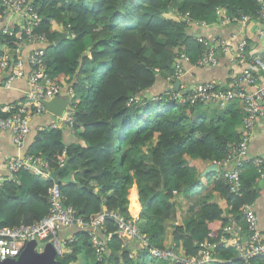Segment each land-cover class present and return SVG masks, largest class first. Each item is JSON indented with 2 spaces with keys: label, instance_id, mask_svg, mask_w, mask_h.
<instances>
[{
  "label": "trees",
  "instance_id": "obj_1",
  "mask_svg": "<svg viewBox=\"0 0 264 264\" xmlns=\"http://www.w3.org/2000/svg\"><path fill=\"white\" fill-rule=\"evenodd\" d=\"M30 1L42 19L34 32L46 39V72L72 87V130L79 140L66 143L65 128L47 129L37 134L26 155L43 158L46 172L66 163L60 177L81 169L74 179L80 184H61L64 205L85 222L105 210L136 216L157 248L198 256L209 244L222 264H248L236 256L224 228L231 221L245 226V205L263 194L258 167L252 160L244 165L238 193L232 192L225 171L206 172L214 163L224 165L229 149L239 142L244 113L228 108L213 118L201 110L204 103L175 99L172 89L154 98L147 93L160 79L178 80L176 64L182 54L197 64L208 53L191 22H220L218 8L230 16L254 17L257 0ZM64 34L67 38L56 44ZM15 36L3 34L4 46L19 47ZM253 44L249 39L247 51ZM16 176L0 188V227L37 224L51 209L53 180L43 182L25 168ZM135 184L138 192L132 195ZM186 191L195 202L190 220L166 226L164 220L176 212L171 205L181 202ZM102 232L111 238L101 260L88 230L79 229L60 257L62 264H167L147 249L131 257L136 246L122 247L110 217ZM250 262L264 264V255Z\"/></svg>",
  "mask_w": 264,
  "mask_h": 264
},
{
  "label": "built area",
  "instance_id": "obj_2",
  "mask_svg": "<svg viewBox=\"0 0 264 264\" xmlns=\"http://www.w3.org/2000/svg\"><path fill=\"white\" fill-rule=\"evenodd\" d=\"M257 2L259 10L254 17L247 14L230 16L225 14L221 8L217 9V15L221 17V21L217 23L218 26L234 30L229 37L221 36L217 40L208 39L201 34V30L212 25L205 21L190 23V26L200 34L198 39L209 46L208 53L198 61V64L217 65L219 55L229 56L230 60L234 62L239 61L240 58L247 56L249 39L253 40L254 38L258 44L260 42L264 45V0H257ZM0 4L3 7L0 17L7 12H12L22 15L24 20L18 32L15 31L16 28L6 27L3 30L4 35H16L15 37L19 38L21 43H46L44 36L34 32L42 19L30 0H0ZM252 26H255V29H252L254 36L249 32V28ZM263 45H261L262 50L264 49ZM11 51L5 50L0 56V77L6 78L5 85L7 87L11 86L14 79L25 76V61L19 54L20 46L11 49ZM181 58L188 61V58L182 54L176 64L174 80L180 79L183 75ZM28 64L30 67L29 89L25 99L15 104L5 105L0 109V133L3 131L11 133L14 143L18 146L24 143L31 132V118L35 115L49 113L44 101L62 96L64 88L61 83L52 80L46 72L45 46L30 52ZM246 65L248 67H242L240 71H237L236 66L232 67L231 81L228 85H222L215 81L200 83L194 86L188 95L173 89V98L191 104L202 102L205 105L213 104L226 107L232 102L242 103L244 117L240 128V140L231 146L223 162L231 165V168L225 171L224 178L234 193L240 191L242 170L244 165L251 160L258 167L261 178L264 180V158L251 156L250 153L251 139L256 131L259 116L264 114V59L259 56H251L250 60L243 64V66ZM170 79L172 80V78ZM52 116L54 119L48 125L43 126L41 131L68 127L73 132V109L71 106L62 115ZM64 164L62 162L61 166ZM22 168L29 169L37 175H46L53 180L51 172L43 170V168L48 169V164L43 158L29 155L16 156L7 160L8 176L0 174V188L6 181L17 179L16 173ZM49 191L51 209L39 223L0 227V264L4 259L19 257L30 240H36L38 250H42L45 244L56 239L59 231L64 228L88 230L95 257L101 260L108 252V241L111 238L110 235H105L102 232L106 217H110L116 222L118 237L122 241L123 248H129L132 244L136 246V251L131 254V257H137L138 250L147 249L153 257L164 259L167 264H211L216 260L211 253L213 246L209 244H206L207 248L198 256L185 255L175 248L162 249L153 246L149 236L142 231L136 216L126 217L117 211L105 210L95 215L90 222H85L76 216L72 206L64 205L61 184L54 181ZM243 215L246 227L236 221H231L225 226L224 233L231 235L232 247L236 256L248 264H255L250 260L256 256L264 255V235L260 228V217L255 209V203L245 205ZM243 234L247 235V241H243ZM223 238L227 239L226 236ZM74 239L75 234L66 237L60 243L66 246ZM65 250L68 251L67 247Z\"/></svg>",
  "mask_w": 264,
  "mask_h": 264
},
{
  "label": "crops",
  "instance_id": "obj_3",
  "mask_svg": "<svg viewBox=\"0 0 264 264\" xmlns=\"http://www.w3.org/2000/svg\"><path fill=\"white\" fill-rule=\"evenodd\" d=\"M24 20L22 15L19 13L7 12L3 16L0 17V56L5 52V50L11 49L4 46L3 43V30L6 27L10 28H18L20 29L23 25ZM255 29V26L249 28V32L254 36V32L252 29ZM239 30V28H238ZM234 32V30L229 28H221L218 24H213L207 29L201 30V34L208 39L217 40L218 37L224 36L229 37ZM248 32V33H249ZM247 33V31H246ZM254 40V38H253ZM254 44L250 47V51L247 52V56L245 58H240L239 61H231L229 56H221L219 55V62L217 65L212 64H192L189 61H182L183 67V75L179 79L181 81L180 89L185 87L186 90L191 91L194 86L200 83L212 82L215 81L222 85H228L231 81L230 71L233 66H236L237 71H240L242 67H248V65L243 66L245 62L250 60L251 56H259L264 59V49H261L262 43L259 44L254 40ZM46 43L40 42H28L20 44V55L23 57L25 61V76L22 78L14 79L11 86L7 87L5 85V77H0V109L5 105L15 104L25 99L29 86H28V74L30 72V67L28 64V57L31 51L34 49L45 46ZM264 46V45H263ZM47 65V64H46ZM176 81L160 79L157 82L154 90L151 93H147L148 96L154 98L159 92H165L168 90L174 89V83ZM182 86V87H181ZM62 96L72 97L73 90L71 85H63ZM72 107V104H70ZM228 108L237 109L241 113H244V107L241 102H232L226 107H220L217 105L209 104L203 106L201 110L207 113L209 117H217L222 116L224 111ZM73 109V108H72ZM54 117L45 113L43 115H35L31 118V132L26 137L24 143L21 146H18L14 143L12 134L6 131L0 133V174L4 176H8V171L6 169V162L11 157L23 156L26 155L29 147L33 145L37 134L41 131V128L45 125H48L50 121H52ZM65 142H76L79 139L77 136L68 128L65 127L64 131ZM251 156H260L264 158V114L259 116V121L256 126V131L254 136L251 139L250 146ZM231 168L229 163L224 165H219L217 170H220L221 174ZM72 172V178L76 179L79 175H82L81 169H77V167L70 169ZM45 173V172H44ZM46 174V173H45ZM50 174V173H49ZM224 176V175H223ZM43 182L50 180L46 175L41 176ZM135 188V195H137L138 187L137 185H133ZM259 188L264 190V180L258 184ZM131 190V188H130ZM131 192V191H130ZM132 194V193H131ZM196 194H199L198 192ZM133 195V194H132ZM192 192L186 191L183 197V200L179 203H174L171 205V209L176 212L169 215L168 218L164 220V224L166 226H176L178 224H186L190 220L189 212L193 210L195 206V202L191 199ZM255 209L260 217V228L264 235V192L255 202ZM75 229L64 228L59 231L58 237L62 242L66 237L75 234ZM216 260L212 262L213 264H222L225 261L215 258ZM84 263V262H83Z\"/></svg>",
  "mask_w": 264,
  "mask_h": 264
},
{
  "label": "water",
  "instance_id": "obj_4",
  "mask_svg": "<svg viewBox=\"0 0 264 264\" xmlns=\"http://www.w3.org/2000/svg\"><path fill=\"white\" fill-rule=\"evenodd\" d=\"M197 37L200 34L196 35ZM67 38V34H64L56 40V44ZM181 81L178 79L174 83V91L179 92ZM71 98L68 96H58L50 101H44V104L51 115L59 116L70 106ZM66 163L61 166L57 171L51 172V177L58 184L78 183L72 178V172H69L65 177H60L61 172L66 168ZM219 164H212L206 172L210 170H217ZM243 241H247V235L243 234ZM38 242L36 240H30L26 243L21 254L17 258H7L1 261V264H62L60 257L63 254L65 245L60 243L59 237L54 240L48 241L42 250L37 248Z\"/></svg>",
  "mask_w": 264,
  "mask_h": 264
},
{
  "label": "rangeland",
  "instance_id": "obj_5",
  "mask_svg": "<svg viewBox=\"0 0 264 264\" xmlns=\"http://www.w3.org/2000/svg\"><path fill=\"white\" fill-rule=\"evenodd\" d=\"M134 190H135V188H134V186L132 185V187H131V190H130V191H131V193H132L133 195H135V191H134Z\"/></svg>",
  "mask_w": 264,
  "mask_h": 264
},
{
  "label": "clouds",
  "instance_id": "obj_6",
  "mask_svg": "<svg viewBox=\"0 0 264 264\" xmlns=\"http://www.w3.org/2000/svg\"><path fill=\"white\" fill-rule=\"evenodd\" d=\"M65 251H66V250L64 249V250H63V253H64ZM62 255H63V254H62Z\"/></svg>",
  "mask_w": 264,
  "mask_h": 264
}]
</instances>
